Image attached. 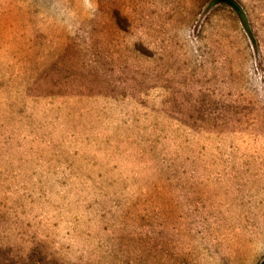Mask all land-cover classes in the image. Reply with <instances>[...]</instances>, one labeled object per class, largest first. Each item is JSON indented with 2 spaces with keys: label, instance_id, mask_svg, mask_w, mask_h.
Masks as SVG:
<instances>
[{
  "label": "rangeland",
  "instance_id": "rangeland-1",
  "mask_svg": "<svg viewBox=\"0 0 264 264\" xmlns=\"http://www.w3.org/2000/svg\"><path fill=\"white\" fill-rule=\"evenodd\" d=\"M231 2L0 0V264H264V0Z\"/></svg>",
  "mask_w": 264,
  "mask_h": 264
},
{
  "label": "clouds",
  "instance_id": "clouds-1",
  "mask_svg": "<svg viewBox=\"0 0 264 264\" xmlns=\"http://www.w3.org/2000/svg\"><path fill=\"white\" fill-rule=\"evenodd\" d=\"M83 2V7L85 8L86 11H88L89 13L94 14L96 11V5L94 4V0H82ZM61 15H67L69 17H73L74 18V14L69 13V12H63L61 13ZM257 251L258 253H264V243H261L258 245L257 247Z\"/></svg>",
  "mask_w": 264,
  "mask_h": 264
},
{
  "label": "trees",
  "instance_id": "trees-1",
  "mask_svg": "<svg viewBox=\"0 0 264 264\" xmlns=\"http://www.w3.org/2000/svg\"><path fill=\"white\" fill-rule=\"evenodd\" d=\"M223 1H226V2H228L229 4L234 5L233 2H231V0H223ZM263 263H264V260H263Z\"/></svg>",
  "mask_w": 264,
  "mask_h": 264
}]
</instances>
